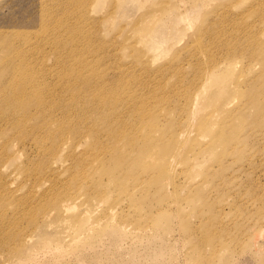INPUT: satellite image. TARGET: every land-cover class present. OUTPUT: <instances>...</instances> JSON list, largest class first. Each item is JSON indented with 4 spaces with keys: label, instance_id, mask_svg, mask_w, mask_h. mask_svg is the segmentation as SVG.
Masks as SVG:
<instances>
[{
    "label": "rangeland",
    "instance_id": "rangeland-1",
    "mask_svg": "<svg viewBox=\"0 0 264 264\" xmlns=\"http://www.w3.org/2000/svg\"><path fill=\"white\" fill-rule=\"evenodd\" d=\"M41 1L0 0V40L33 39L41 34V21L45 14ZM56 1L47 0L54 8L61 5ZM261 1L148 0L147 5L141 6L139 1L134 0H92L86 6L85 23L88 27L85 26V31L89 30L91 38L86 39L103 57L99 71L103 73L104 80L98 82L103 85L102 93L121 79V70L126 71L125 75L131 73L130 77L145 80L141 85L135 82L128 88L135 97L131 104L126 105V101L115 104L123 121L110 127L119 131H128V128L144 130L120 141L109 137L110 133L118 134L119 131H104L105 137L101 136V132L94 139L96 132H92L82 135L75 145L72 133L65 131L63 135L69 137L66 139L68 143L70 139L73 141L69 146L68 143L60 144L57 152L50 155V152L40 153L35 141L29 139L30 133L20 130L17 134L10 119L2 121L0 160L8 171L18 175L13 183L14 190H9L5 184L8 173L0 170V222H4L0 227V264H19L13 262V258L9 259L10 248L4 247V242L10 239L18 242L16 236L11 238V234L5 238L15 228L26 233L37 229L33 243L25 245L29 258L26 264H203L201 259L213 249H220L212 259L213 264H264V227L260 226L264 225V99L258 105L253 104L251 98L258 96H253L256 92L250 88L248 81L259 73V68L264 71V65L260 60L250 61L248 65H244L246 60H239L236 67H229L223 61L228 56L224 47L226 42L238 46L245 34L251 32L264 40L263 14L258 9ZM222 21L227 24L218 33L225 26L228 30L226 36L217 41L218 33L215 32ZM74 22L79 25L76 20ZM241 23L246 24L244 34L239 32ZM193 37L207 46L214 44L210 63L228 84L227 92L226 89L218 91L211 88L207 81L200 109L206 107L205 112H210L219 109L227 99L233 102L221 116L217 113L213 115L212 129L207 128L201 136L200 128L195 124L197 119H194L193 135L178 148L179 140L174 138V141L171 133L175 135V130L184 127V121L180 120L185 115L181 110L185 104L183 90L190 80L204 73L208 63L206 55L195 57ZM204 38L205 41L202 40ZM40 43L43 48V43ZM79 43L78 49L73 48L71 41L63 49L67 54L76 52L87 59L99 58L88 56L86 45ZM43 50L45 67L54 66V50L48 46H44ZM252 64H257L256 68L246 72ZM116 68H119L120 74ZM178 73L176 78H172V74ZM86 75L76 80L75 92L83 94L76 96L80 100L70 117L65 118L68 110L64 104L69 95L59 87L49 96L54 99L55 94H60L52 102L59 110L51 114L61 118L63 127L77 125L80 131H94L96 126L101 130L107 126L101 119L105 118L104 114H109L108 109L113 104L106 102L93 106V98L97 97L93 92L96 86L91 85L90 91L80 87L85 86L80 80H88ZM66 76L70 81L69 75ZM148 83L155 84V97L152 96L154 89H147ZM195 83H192L189 93L195 90ZM160 88L164 95L161 104L157 102L161 96ZM168 90L172 92L169 94ZM143 96H149V103L144 107L155 109V127L151 126V119H144V127L137 126V117L129 115L131 109L142 107ZM78 111H84L81 118L87 116L85 121L77 120ZM257 112L261 113L262 122L259 121V124L263 125L256 124ZM39 113L40 110L35 114L37 120L42 117ZM197 113L196 109L195 116L202 114ZM231 117H236L233 127L226 126ZM221 128V132H227L229 141L224 135H221L223 142L212 139ZM148 130H154V133L149 134ZM145 134L151 135L149 139L152 141H144ZM42 135L43 132H38L36 139ZM56 140L57 137L47 139L46 145L51 147ZM61 140H57V144ZM121 144H124L127 155L121 156L124 159L119 172L128 182L123 190H118L117 171L113 168L119 164L115 158L121 152L116 147ZM174 145L177 155L168 166L165 160L173 154L170 149ZM141 154L147 155L143 162L137 159ZM81 157L84 159L79 160ZM90 157L93 163L89 167L85 158ZM135 158L136 166L129 170L126 165ZM141 163H144L143 169ZM134 172L138 173V178L132 182ZM72 176H76L79 185L88 187L66 189L65 184L72 180ZM43 180L48 184L58 183L59 187L52 185L42 191V186L38 184ZM140 182L143 183L138 185ZM96 189L111 190L112 195L99 205L94 200L99 199ZM15 192L19 194V199H16ZM67 192L79 197L82 203L62 215L58 207L55 211V204L58 196ZM113 204H117L118 209L111 222L107 223L109 214L105 208ZM21 209L34 212V225L24 219L27 217L23 216ZM47 214L52 221H56L53 228L44 219ZM15 219L18 222L12 227L11 221ZM215 225L217 229L225 227L227 230L218 242H209L203 246L200 255L194 254L193 246L200 240H206ZM108 226L114 228L106 231ZM189 228L192 233H188ZM208 228L209 231H204ZM42 240L49 243L44 249L40 247ZM75 245L80 247L81 253L72 251ZM59 247L64 248L61 253L56 251Z\"/></svg>",
    "mask_w": 264,
    "mask_h": 264
},
{
    "label": "bare ground",
    "instance_id": "bare-ground-1",
    "mask_svg": "<svg viewBox=\"0 0 264 264\" xmlns=\"http://www.w3.org/2000/svg\"><path fill=\"white\" fill-rule=\"evenodd\" d=\"M53 1V0H52ZM99 1V0H93ZM120 1H127L131 2L132 0H120ZM139 1L140 5H147L148 0H134ZM61 5L57 6V8H54V5H50L47 0L41 1V9L44 11V16L41 21V27L43 28V32L39 34L36 38L29 39H20L19 41H12L10 39L8 40H0V123L4 120H11L12 128L15 130V133L18 134L20 130H23L27 133H30V138L35 141V144L37 148L41 152H50V155H53L57 152V149L60 147V144L67 145L68 141L66 140L69 137L64 136L65 131H69L72 133V137L70 141H73V144H78L81 140L82 135L84 134H90L92 132H96V135L93 136V139L100 135L102 137H105L104 131H113L117 132L119 130L113 129L112 126L115 123L122 122L121 115L118 112V109H116L117 106L115 104L120 103V101H126V105L131 104V101L135 99L133 96V92L131 89H128L131 87L135 82H138V85H141L142 81L139 77L131 76L129 73L126 74L125 70H121V74L119 73V68H116V71L118 74L122 75L121 79L119 78L116 82L111 84L109 88H106V92L102 93V86L99 85V81L104 80L103 79V73L99 71V67L101 65V59H103L102 55L99 54V51L93 48V46L89 43L86 39H91L89 37V30L86 29L85 26L88 27V25L85 23V18L87 16V5H90L92 0H57L56 4L60 3ZM260 4L261 7L258 9L261 10L262 20H264V0L261 1ZM130 4V3H129ZM127 4V5H129ZM126 6V5H125ZM124 7V6H123ZM122 7H119V9ZM247 18H243V20H246ZM77 21L79 23L76 24L74 21ZM224 24H227L225 21H222L220 26L218 27V30L215 32L217 34L223 27ZM241 27L239 28L240 34H244L246 31V24L241 23ZM228 30V26H225L224 29L221 31V33H218L216 36V40H221L226 36ZM207 32V29H206ZM88 34V35H87ZM87 35V36H86ZM204 35V34H203ZM205 41V38L202 39ZM8 41V42H6ZM73 46V48L78 49L80 45L79 42L86 45L85 52L89 54L88 56L95 57L99 56V58H96V60L87 59L76 52H70V54H67L65 49L63 47L66 46L67 42H70ZM43 43V48L41 43ZM213 42V41H212ZM225 43V42H224ZM225 43L224 47L227 49L228 56L223 61L226 62L225 65L229 67H236L239 60L241 61H247L244 65H248L251 61L254 63L255 61L260 60V63H263L264 65V40L260 38L258 34L246 33L245 38L241 39L238 46H232L231 44ZM193 44L195 48L193 50L195 51V57L197 55L207 56L208 63L205 66L204 73L200 74L197 79L190 80L188 84L185 85V89L183 90V95L185 96V104H183L181 110L184 112L185 115L180 118V120H183L184 127L181 128L179 131H174V133H171V137H173V140L175 139L179 140V143L177 144L178 148H180L182 143H185L192 135H193V129H192V121L194 119H197L195 124L197 123L199 130V136L202 135L203 131L209 128V130L212 129L213 126V115L216 114L217 116H221L222 113L225 112L226 108L230 107L232 104V99H227L224 101L219 109H212L210 112H205L206 107L203 109H200V104L203 101L204 97V89L206 87V82L209 81V85L211 88H215L214 90L223 91V89H228V84L226 80H224L223 75L220 73L215 72V68L213 65H211V47L214 46V44H209L210 46H207L202 43V41L198 38L193 37ZM44 46H48L49 48H52L54 50V56H55V65L51 67H45V54H44ZM254 46L255 48H253ZM71 50V48H70ZM226 53V52H225ZM234 54H238L236 56L230 57ZM250 56V57H249ZM230 57V58H229ZM248 57V59L243 58ZM240 62V61H239ZM259 62V61H258ZM248 63V64H247ZM259 63V64H260ZM257 64L250 65L247 69L244 68L243 72H250L252 69L254 70L256 68ZM219 67V66H218ZM217 67V68H218ZM264 68V66H263ZM214 69V70H213ZM64 73V71H66ZM86 72V73H85ZM87 74L85 77L87 79L80 80L81 82L85 83V86H78L84 87L87 91H90L92 86H96V90L93 89V92L97 94V97L93 98V106H100L103 103H110L113 104L108 109L109 114H104L105 118L101 119L105 122L107 125L105 128L99 130L96 126L94 131H80L77 128V125H73L70 127H63L62 125L64 122L61 120V118L56 117L55 115L51 114L57 109L55 105H52L53 100L57 97H60V94H55L54 99H50L49 96L55 93L56 88H64L65 92L68 96L67 101L64 102V104L67 105V110L65 114V118H69L70 115L75 111V104L79 102L80 99L77 100V95L83 94L79 91L75 92V88L77 85H75L76 80H78L81 77H84L85 74ZM83 74V75H82ZM133 74V73H132ZM168 72L164 76L166 78ZM261 74H264V71L259 68V73L252 78L251 80H248L250 83V88H253V92L256 93L253 95L254 97L258 98H251V101L253 104L258 105L261 100L264 99V75L260 76ZM66 75H69L70 81L66 79ZM178 74H172V78H176ZM205 75V78H204ZM75 79V80H74ZM195 83L193 87H195V90L193 92H190L192 83ZM226 87V88H225ZM153 88L152 96L155 97V84L148 83L147 89ZM85 90V91H86ZM54 91V92H53ZM161 96L158 97L157 102L162 103L164 101V95L162 93L161 88L158 89ZM169 94L172 92L171 90L167 91ZM147 98V99H146ZM141 102H143L142 107L140 108H133L131 109V113L129 115L133 117H137L138 122L137 126L144 127L145 120H150L151 126L155 127V109H147V106L149 103V96H143L141 97ZM155 102V99H154ZM252 104V103H251ZM131 107V106H128ZM198 109L197 115L202 112V114H199L198 117L194 115L195 110ZM40 110V115H42L40 120H37L35 118V114L37 111ZM186 112V113H185ZM229 113V112H228ZM84 115V111H78L77 112V120L85 121L87 116L81 118ZM215 115V116H216ZM236 120V117H231V121H229L228 124H225L226 126L233 127V122ZM108 121V122H107ZM262 122L261 119V113L257 112L256 115V124ZM32 123V127L30 128L29 123ZM149 124V122L145 125V127ZM176 124V122L174 123ZM173 124V125H174ZM224 125V126H225ZM263 125V124H259ZM55 126V128L52 130V127ZM122 128L123 126L120 125ZM113 129V130H112ZM132 130V131H131ZM135 128H128V131L123 130L119 131L118 134H109V137L115 141H120L123 139H130L132 134H137L139 131L144 129H138ZM217 131L213 134L212 139L214 138L217 141H222L221 135H224L227 140L229 141L227 137V132H221ZM154 130H148L149 134L154 133L152 132ZM38 132H43L42 137L37 138ZM145 134V140L148 141L152 139H149V136L151 135ZM216 134V135H215ZM52 136V137H50ZM54 137H57V140L62 139L60 143L57 144V140L54 144H52L51 147H48L46 145V140L51 139L53 140ZM175 138V139H174ZM154 139V138H153ZM26 140V139H25ZM24 140V141H25ZM234 140V139H233ZM23 141V142H24ZM70 141L68 143V146L70 145ZM235 141L232 142V144ZM149 146V145H147ZM146 146V147H147ZM121 153L119 156H117L115 159L119 163L118 165H115L113 170L117 171L116 177H118L117 180V186L118 190H123L128 182L125 176L120 175V170L122 168L120 167L121 162L124 158L121 156L127 155L125 154V146L124 144H121L116 147ZM177 147L174 145L170 152L173 154L168 155L166 164L168 166H171V164L174 162V155H177ZM149 152V151H148ZM169 152V153H170ZM96 159V157H94ZM147 158L146 154H141L140 157H137L138 160L142 159V162L145 161ZM84 158H79V160H83ZM136 158L129 161V164L126 165L129 170L133 169L136 165L135 162ZM150 161V160H148ZM93 163V158H85V164L86 166H91ZM124 166V165H122ZM144 166V163L140 164L141 169ZM0 170L4 171L5 173H8L7 180H6V188L9 190H14L12 187H14V180L17 178L18 173L13 171H8L5 167V163L0 160ZM112 170V168H110ZM135 178H138V173L134 172L132 175ZM126 179V180H125ZM143 182H140L138 185H141ZM81 184V182H80ZM52 185H56V188L59 187L58 183L55 184H48L45 180L40 181L38 186H42V191L49 189ZM85 185V184H82ZM79 185L78 179H76V176H72V180H69L68 183L65 184L66 189H76L79 188H87L88 186H82ZM63 186V185H62ZM96 196L99 199H95L96 203L101 205L103 202H105V199L112 195L111 190H103L99 191V189H96ZM16 195V199H19V194L14 193ZM92 197V196H91ZM129 197V196H127ZM24 202L25 199H24ZM87 202V201H86ZM119 202V201H118ZM20 203V202H19ZM82 202L79 200V197H73L70 193H64L63 195L58 196V199L56 201V209L57 207L61 214H68L70 210L74 208L76 204H81ZM21 204V203H20ZM22 205V204H21ZM22 208V207H21ZM118 209L117 204H113L109 208H105V211L109 214V216L106 217L107 223L111 222L112 215L115 214V212ZM20 212L23 213V216L27 217L24 218L26 221H29L31 225L35 224V217L34 212L32 211H23V209L20 210ZM124 212H122L123 214ZM120 216L121 219L124 218V215ZM16 216V215H15ZM13 216L12 218H14ZM45 221L48 222V226L54 227V224L56 221H52L51 218H49V214L44 216ZM12 220V219H11ZM10 220V221H11ZM72 220H75L72 218ZM11 226L14 227L18 219H15L11 221ZM0 227L3 226L4 222H0ZM33 223V224H32ZM19 224V223H18ZM217 225V223H216ZM215 225L214 231H210L208 233V238L206 240H200L198 243L193 246V252L194 254H201L202 248L205 244H209V242L216 241L218 242L222 235L224 234V230H227L225 227H220L217 229ZM263 226L264 225H260ZM124 227V226H122ZM229 227V226H227ZM40 228V227H39ZM109 228L114 227H106L105 230ZM127 228V226H125ZM66 232L69 229V226L65 228ZM42 230V229H41ZM39 230V232L41 231ZM193 230V229H192ZM260 230V229H259ZM257 230V232L259 231ZM37 229L32 233H26L24 231L18 232L17 228L14 229V232L9 231L7 235L8 237L10 234L11 238L16 236V240L18 241L13 242L11 239L8 242H4L5 248H10V258L13 262L17 261L19 264H26L29 261V258L27 254L25 253L28 251L27 246L33 243L34 240V234L36 233ZM190 231V232H189ZM188 233H192L191 229L189 228ZM204 231H209V228ZM261 232V231H260ZM77 241V240H76ZM207 242V243H206ZM47 244V240H42L40 243L41 249H44ZM215 245V244H214ZM218 246V245H217ZM26 247V248H25ZM79 246H74L72 248V251H77V253H81V250L79 251ZM63 247H59L56 249L59 253L63 251ZM217 252H220V249L217 251V249H213L212 252L201 259L203 264H213L212 259L214 258L215 254ZM191 262V261H190Z\"/></svg>",
    "mask_w": 264,
    "mask_h": 264
}]
</instances>
